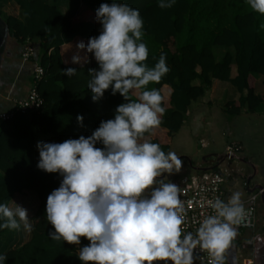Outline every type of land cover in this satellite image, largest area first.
<instances>
[{"label": "trees", "instance_id": "16d2710c", "mask_svg": "<svg viewBox=\"0 0 264 264\" xmlns=\"http://www.w3.org/2000/svg\"><path fill=\"white\" fill-rule=\"evenodd\" d=\"M13 1L23 10L25 20L4 16L0 10L9 27V40L21 48L27 44L35 48L18 82L30 89L35 66H42L45 73L38 92L44 105L29 114L16 112L0 125V203L9 205L25 190L32 194V203L37 202L30 216V240L0 254L7 256L6 264H82L77 253L90 243L87 238L81 237L77 245L49 236L54 227L46 219V199L59 187L62 177L36 166L35 137H87L101 121L114 118L116 107L126 102L119 93L111 94L110 88L99 101H93L89 69L98 68V64L86 49L77 47L100 34L95 11L101 3L111 4L113 0H70L66 16L50 0ZM116 2L140 12L144 21L142 42L149 50L145 63L154 66L163 52L170 69L159 83L147 86L160 90L166 111L160 127L145 133L142 141L158 143L165 153L170 152L171 141L184 126L192 104L217 82L228 83L238 93L237 99L226 103L228 115L264 111V91L256 92L257 76H262L264 86V15L253 11L247 0H175L170 8H160L158 0ZM215 47L233 48L234 55L228 51L217 60ZM79 51L80 61L73 62ZM69 67L77 70L74 76L64 74ZM130 95L135 100L138 92ZM78 115L84 118L82 125ZM96 146L103 147L99 143ZM210 169L217 166L213 164ZM7 230L0 229V250L1 236Z\"/></svg>", "mask_w": 264, "mask_h": 264}, {"label": "clouds", "instance_id": "9594fccd", "mask_svg": "<svg viewBox=\"0 0 264 264\" xmlns=\"http://www.w3.org/2000/svg\"><path fill=\"white\" fill-rule=\"evenodd\" d=\"M174 3L158 0L160 8ZM247 3L264 15V0ZM95 16L102 26L100 34L77 45L98 64L89 69L88 88L93 101L110 88L126 102L87 137L37 143V167L62 177L46 199V219L54 227L50 238L77 245L81 237L87 238L90 243L77 253L83 264H194L196 249L206 252L212 264H227V252L247 216L241 193L233 192L227 200L216 198L211 202L214 214L205 216L194 233L185 231L180 188L163 179L179 172L182 160L175 152L165 153L158 143L142 141L145 133L160 127L166 111L160 90L147 88L169 72L166 54L162 52L152 67L145 63L149 50L142 42L144 21L127 3H101ZM79 61L73 56V62ZM76 72L71 67L64 70L69 77ZM134 91L135 100L130 95ZM83 119L77 116L81 125ZM21 226L32 230L28 210L0 203V229ZM256 242L258 254L264 236H257ZM7 259L0 254V264Z\"/></svg>", "mask_w": 264, "mask_h": 264}, {"label": "crops", "instance_id": "0c3cea01", "mask_svg": "<svg viewBox=\"0 0 264 264\" xmlns=\"http://www.w3.org/2000/svg\"><path fill=\"white\" fill-rule=\"evenodd\" d=\"M69 1L70 0H50V3L56 5L58 10L64 16H66L69 9ZM0 10L4 16H13L22 22L25 20L23 10L13 0H0ZM101 28L102 26L100 25L99 26L100 31ZM219 48L220 47H218V49ZM22 49L23 48H21L14 40H8L7 47L2 56V62L0 65V109H2V111H8L7 109L13 106L16 100L25 97L29 91L28 86L22 85L20 82H18L19 81L18 76L21 70L26 66L28 62V61L24 62L21 58ZM215 49H217V47L214 48V55L216 59L219 60L224 56L225 53L222 55H217ZM81 54L82 51H79L76 54V56H81ZM233 75H235L234 71H233ZM259 78L260 76H257V80ZM195 83L198 84L199 81H196ZM262 87L263 88H261L260 90H257L256 88V92L264 91L263 84ZM237 97H238V93L228 83L217 82L216 84H214L212 89L206 92L204 97H202L201 99L197 100L192 104L186 122H189L190 126H200L199 123L201 121H204L209 126V127L207 126L209 129L207 136L208 138L204 140H200L202 144V146L200 145V148L206 149L209 145V142H214V141L218 142L217 140L219 139V136L217 135V131L219 127H221L220 124L222 123L221 113H225L224 110L226 103L229 100L237 99ZM244 113L248 114L250 112L243 110L240 115ZM259 113L264 114V111ZM39 135H43V134H37L35 137L34 159L36 166L39 160V151L37 148V143H38L37 137ZM78 137H65L63 140H57V139L56 140L58 142H63L66 139L78 138ZM41 141L51 142L50 140L44 138H42ZM229 146L232 145H226L224 150L221 152L216 151L214 146V148L211 149L209 153L207 154L204 153V155L198 156L197 162H192V165L189 163V158H187L188 156L181 155L179 157L180 159L181 158L186 159L189 165L193 168L194 173H197L200 171L196 170L195 167H199L201 165L210 167L211 165L215 164L217 162V158L223 156L226 153L227 147ZM234 146L238 148L237 151L238 154L247 158L248 160H251L254 163L252 157L248 156V154L244 151V147L241 142L234 144ZM230 160H235V159H230ZM224 162H222L220 165L222 167L228 168V166L225 165ZM254 164L256 167V174L251 179L249 185L247 184L246 178L248 174L252 173V169L245 164L247 167L246 168L247 174L241 175L242 183L244 186L243 192H240L237 189L238 183L232 174V172L234 171L233 168H228L231 171V173L223 185L224 195L226 197H230L233 192L239 191L241 193L242 200L246 206L249 204L248 200L251 194L260 192L259 190H256L254 193L248 192V189L251 188L256 183H260L264 186V163L261 165L260 163L257 165L256 163ZM239 170L242 172L243 168H239ZM257 174H260L259 179L254 181V178L256 177ZM31 196L32 194L28 193L25 190L22 194L16 195L10 201L8 206L14 207L16 203L26 208L28 210V216L30 218V216L33 215V213L37 208V202L34 201V203L30 204L29 198H31ZM257 236H264V219L261 210L259 209L257 210L255 225L252 228H238V235L227 252V258H228L227 264H264V245L260 247L258 254L255 251ZM30 238H31L30 231H25L23 229V226H21L19 230L8 229L1 236L2 246L0 251L4 253L12 249H18L21 246H23L25 243H27L30 240Z\"/></svg>", "mask_w": 264, "mask_h": 264}, {"label": "built area", "instance_id": "2783aa9c", "mask_svg": "<svg viewBox=\"0 0 264 264\" xmlns=\"http://www.w3.org/2000/svg\"><path fill=\"white\" fill-rule=\"evenodd\" d=\"M35 54L32 44H27L22 50L21 58L24 62L29 61ZM45 70L42 66L36 65L33 70V79L28 94L15 101L14 107L9 111H0V125L7 122L16 112L31 113L39 111L44 105V100L38 92V84L41 81ZM238 148L234 145L227 147L226 153H237ZM216 164V163H215ZM212 166V165H211ZM210 166V168H211ZM231 171L228 168L217 166L216 170L208 169L192 175L181 177L175 182L180 188L181 200L186 209L185 220L182 227L185 231L195 232L205 216L214 214L211 202L216 198L227 200L230 197L224 195L223 185ZM261 192L251 194L249 204L246 205L247 216L238 228H252L255 225L257 214L256 202ZM198 257L194 264H212V258L199 249L194 250ZM93 264V262H87ZM153 264H172L171 261H153Z\"/></svg>", "mask_w": 264, "mask_h": 264}, {"label": "rangeland", "instance_id": "374dc122", "mask_svg": "<svg viewBox=\"0 0 264 264\" xmlns=\"http://www.w3.org/2000/svg\"><path fill=\"white\" fill-rule=\"evenodd\" d=\"M216 48V47H215ZM231 52L234 54L233 48H223L220 47L215 49L217 55H222L226 52ZM262 76L257 80L256 88L260 90L262 87ZM222 123L220 124L217 131V135L219 136L218 142H209V145L206 149L200 148L202 146L200 140H204L208 138V125L201 121L200 126H190L189 122H185L182 129L175 134L171 141V152H175L178 156L184 155L188 156L191 162H197V158L200 155H204V153H209L211 149L214 148L218 152L224 150L226 145H234L236 143H242L244 147V151L248 154V156L252 157L254 163L263 164L264 163V114L260 113H248L242 114L239 116H230L227 113H221ZM202 126V127H201ZM206 126V127H205ZM208 126V127H207ZM221 137V139H220ZM48 139L51 142H58L52 135H39L37 137L38 142L41 139ZM200 142V143H199ZM183 153V154H182ZM182 160V168L179 172H175L173 174H166L163 178L167 182L175 183L181 177L185 175H191L194 173L193 168L189 165L186 159L181 158ZM228 168H233V176L238 183L237 189L240 192L244 191V186L242 183V176L246 173V165L236 161L227 159L224 162ZM239 168H243L241 172ZM261 174V172H260ZM257 174L254 178L255 180L259 179V175ZM30 204H32V200L29 198ZM83 264V263H82Z\"/></svg>", "mask_w": 264, "mask_h": 264}, {"label": "water", "instance_id": "95a60500", "mask_svg": "<svg viewBox=\"0 0 264 264\" xmlns=\"http://www.w3.org/2000/svg\"><path fill=\"white\" fill-rule=\"evenodd\" d=\"M8 40H9V27H8V24L5 21V19L0 15V65L2 62L3 53L7 47V44H8ZM227 159L238 160L240 162L245 163L246 165H248L252 169V173L248 174L247 178H246L247 184L249 185L251 179L256 174L255 164L251 160H248L247 158L241 156L240 154H238L236 152H232V153H225L220 158H217V162L214 165L219 166L222 162H224ZM189 163L192 165V162L190 161V159H189ZM195 169L198 171H206V170L210 169V167H206L204 165H201L199 167H195ZM165 176H166V174L164 175V177ZM256 190H259L261 192L259 199L262 202V204L264 205V186L260 183H256L251 188L248 189V192L254 193Z\"/></svg>", "mask_w": 264, "mask_h": 264}, {"label": "flooded vegetation", "instance_id": "af4514ba", "mask_svg": "<svg viewBox=\"0 0 264 264\" xmlns=\"http://www.w3.org/2000/svg\"><path fill=\"white\" fill-rule=\"evenodd\" d=\"M256 208L257 210H261V213L263 215V219H264V205L262 204V202L260 201V199L257 200L256 202Z\"/></svg>", "mask_w": 264, "mask_h": 264}]
</instances>
